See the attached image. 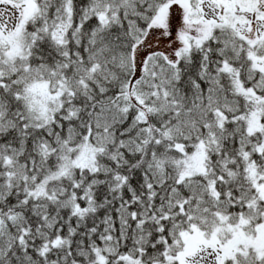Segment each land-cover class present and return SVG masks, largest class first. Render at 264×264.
Wrapping results in <instances>:
<instances>
[{
    "label": "snow or ice",
    "instance_id": "6c2138e0",
    "mask_svg": "<svg viewBox=\"0 0 264 264\" xmlns=\"http://www.w3.org/2000/svg\"><path fill=\"white\" fill-rule=\"evenodd\" d=\"M0 264H264V0H0Z\"/></svg>",
    "mask_w": 264,
    "mask_h": 264
}]
</instances>
